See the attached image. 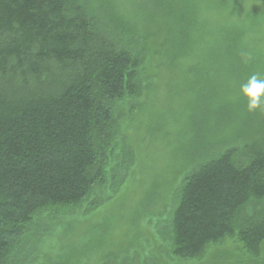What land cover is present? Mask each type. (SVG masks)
Returning a JSON list of instances; mask_svg holds the SVG:
<instances>
[{"label": "trees", "instance_id": "obj_1", "mask_svg": "<svg viewBox=\"0 0 264 264\" xmlns=\"http://www.w3.org/2000/svg\"><path fill=\"white\" fill-rule=\"evenodd\" d=\"M252 1L151 0L142 26L91 17L81 0H0V264H38L31 255L46 227L79 220L78 210L89 215L120 191L135 155L118 123L151 78L156 32L164 30L163 52L190 59L207 83L200 116L223 114L220 99L202 102L216 80L245 85L256 74L263 14ZM240 140H216L212 154L182 161L191 168L157 232L167 259L199 258L229 238L252 253L264 241V141ZM150 257L111 264L158 263Z\"/></svg>", "mask_w": 264, "mask_h": 264}, {"label": "rangeland", "instance_id": "obj_2", "mask_svg": "<svg viewBox=\"0 0 264 264\" xmlns=\"http://www.w3.org/2000/svg\"><path fill=\"white\" fill-rule=\"evenodd\" d=\"M81 3L91 17H112L116 25L140 22L143 26L147 23L146 10L151 9V0H81ZM252 7L263 14L255 75L264 78V0H253ZM111 20L108 23L116 28ZM158 33L152 41V56L145 72L151 78L144 81L140 96L130 102L134 108L127 110L126 118L118 123L119 133L135 155L134 166L117 195L98 210L80 217L84 212L78 210L72 217L79 220L65 224L61 219L46 227L48 233L43 244L31 255L40 256L38 264H111L118 255L142 258L151 255L150 259L158 261L157 264H264V241L256 252L248 253L229 238L210 246L195 259H167L162 252L165 248L158 251L161 245L157 232L164 227V212L173 201L176 186L191 168L187 165L184 168L182 161L187 162L194 153V162L198 156L202 157L200 150L204 155L212 154L215 148L211 145L222 138L234 145L237 144L233 140L239 135L243 141H264V102L249 110L241 92L242 81L225 85L216 80L217 91L210 98L204 97L202 104L220 99L226 103L223 114L212 121L209 113L200 116L198 95H205L207 83L196 76L195 70L191 72L190 59L174 61L163 52L166 48L162 50L160 46L165 33L163 29ZM197 118L202 121L195 124ZM26 241L31 245L32 241Z\"/></svg>", "mask_w": 264, "mask_h": 264}, {"label": "clouds", "instance_id": "obj_3", "mask_svg": "<svg viewBox=\"0 0 264 264\" xmlns=\"http://www.w3.org/2000/svg\"><path fill=\"white\" fill-rule=\"evenodd\" d=\"M249 110H255L264 102V78L253 75L241 89Z\"/></svg>", "mask_w": 264, "mask_h": 264}]
</instances>
